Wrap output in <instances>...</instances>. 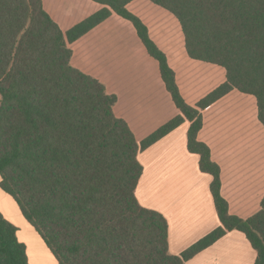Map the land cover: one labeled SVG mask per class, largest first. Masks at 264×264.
<instances>
[{"label":"trees","instance_id":"1","mask_svg":"<svg viewBox=\"0 0 264 264\" xmlns=\"http://www.w3.org/2000/svg\"><path fill=\"white\" fill-rule=\"evenodd\" d=\"M92 1L101 8L63 31L42 0H0V188L57 264H184L234 229L255 250L254 264H264V195L252 216L230 214L220 168L197 139L201 110L232 90L255 98L264 126V0H149L177 19L189 58L225 70V80L193 106L146 25L128 10L132 0ZM113 12L132 23L181 113L140 142L114 114L116 96L70 63V44ZM184 119L187 149L212 176L220 225L173 255L166 219L136 199V156ZM15 232L0 213V264H28Z\"/></svg>","mask_w":264,"mask_h":264},{"label":"crops","instance_id":"2","mask_svg":"<svg viewBox=\"0 0 264 264\" xmlns=\"http://www.w3.org/2000/svg\"><path fill=\"white\" fill-rule=\"evenodd\" d=\"M45 11L65 31L101 8L92 0H42ZM127 8L148 29L174 71L183 99L195 105L225 80L224 68L188 57L177 19L149 0H132ZM73 67L98 79L116 96L113 112L136 141L181 114L132 23L112 13L70 44ZM197 139L210 149L220 168L221 195L230 214L248 218L264 195V126L252 95L232 90L201 110ZM187 119L137 152L142 166L135 196L164 216L168 250L178 255L220 225L210 191L212 176L199 168V155L187 149ZM14 201L0 188L3 201ZM15 202V201H14ZM16 203V202H15ZM11 205V202H10ZM18 206V205H17ZM256 252L239 230L227 231L184 264H254Z\"/></svg>","mask_w":264,"mask_h":264},{"label":"rangeland","instance_id":"3","mask_svg":"<svg viewBox=\"0 0 264 264\" xmlns=\"http://www.w3.org/2000/svg\"><path fill=\"white\" fill-rule=\"evenodd\" d=\"M1 209L3 217L16 228V238L25 246L28 264H57L53 252L44 243L34 226L21 214L14 201L9 199V204L8 201H3Z\"/></svg>","mask_w":264,"mask_h":264}]
</instances>
